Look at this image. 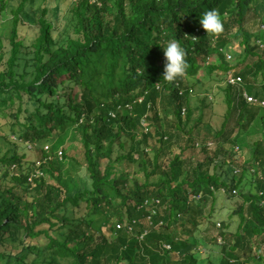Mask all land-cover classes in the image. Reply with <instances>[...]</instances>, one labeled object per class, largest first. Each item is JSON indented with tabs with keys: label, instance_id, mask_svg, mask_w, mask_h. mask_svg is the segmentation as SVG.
Returning <instances> with one entry per match:
<instances>
[{
	"label": "trees",
	"instance_id": "obj_1",
	"mask_svg": "<svg viewBox=\"0 0 264 264\" xmlns=\"http://www.w3.org/2000/svg\"><path fill=\"white\" fill-rule=\"evenodd\" d=\"M6 1L0 0V10ZM27 1L17 6L7 46L0 37V65H4L0 118L7 119L5 125L17 139L48 144L50 151L41 148V175L32 177V183L28 179L34 170L23 163V155L0 157L2 164L19 170H4L0 176V264H166L165 253L147 246L146 240L165 252L182 253L189 244L181 234L185 223L196 230L204 217L210 221L203 215L204 206L220 191L240 199L233 211L238 224L235 232H229V224L220 223L223 242L212 237L206 264H264V109L239 99L236 87H220L226 117L237 104L239 136L255 121L262 129L252 145L251 163L237 181L226 159L233 149L225 144H233L238 135L232 138L223 128L213 136L214 153L202 146L206 154L202 163L190 166L183 157L185 148L196 147L192 131L204 127L212 132L201 116L187 128L192 117V110L185 107L190 79L200 81L204 75L218 82L230 72L242 77L248 94L264 98V82L261 92L255 90L257 81L264 80V47L257 44L264 31L259 29L264 26V0H74L66 33L49 20L54 0H43L38 32L25 44L18 26ZM211 9L223 21L217 36H207L199 23ZM250 15L259 18L257 34L245 26ZM171 39H179L184 48L187 68L182 77L167 82L162 79L163 45ZM224 51L233 60H227ZM159 99L171 106L176 123L152 133L148 128L143 131L147 126L142 120L149 121L150 113L151 119L159 120ZM76 130L81 131L83 162L74 161L86 172L79 183L63 176L51 148ZM180 132L186 146L163 164L160 154ZM155 135L157 152L147 149ZM122 159L137 165L134 173L142 181L130 177L132 169L112 173ZM22 192H32L31 200ZM156 199L160 209L147 226L148 212L145 206L138 207ZM117 223L133 226L132 231L117 229ZM102 226L113 238L103 234ZM144 231L148 233L141 241L138 237ZM9 240L16 241L19 249L3 248ZM194 245L196 251L183 253L178 264L204 261L198 253L206 244L199 240Z\"/></svg>",
	"mask_w": 264,
	"mask_h": 264
},
{
	"label": "rangeland",
	"instance_id": "obj_2",
	"mask_svg": "<svg viewBox=\"0 0 264 264\" xmlns=\"http://www.w3.org/2000/svg\"><path fill=\"white\" fill-rule=\"evenodd\" d=\"M21 0H7L6 7L3 10H0V37L4 39L5 46H7L8 37L10 35L11 29L13 27L14 16H16V9ZM43 0H28L26 2L24 11L21 12V16L23 17L22 22L18 26V36L19 38H24L25 44H29L34 35L37 34V21L41 17L42 7L40 6ZM74 0H54L55 7L53 6L52 10L49 14V20L57 27L60 32L66 33L71 29V23L69 20L71 18V8ZM261 21H264L262 18ZM259 18H254L252 15L249 16L248 22L245 25L249 28L250 32L253 31L254 34H257ZM255 30V31H254ZM264 30V28H262ZM257 31V32H256ZM232 37H236L235 30L232 31ZM259 34V33H258ZM259 40L264 44V31L260 32L258 35ZM237 42H234L237 47ZM262 48V47H261ZM235 51V49H234ZM237 52V51H236ZM23 55V54H22ZM26 57H32V53L24 54ZM233 60V58H232ZM254 60V58H249V61ZM4 65H0L2 68ZM238 71V70H237ZM199 76H202V72H200ZM204 76V75H203ZM200 78V81H195L194 79H190L188 85L192 91L188 97V103L185 105L186 108H190L192 110V117L187 126L189 129L194 122L201 116L202 121L205 122L206 126L210 127L212 130L211 133H208V130L204 127H198L191 133V137L195 142V148H185L183 151V157L190 161V166H194L197 163H202L205 160L206 154L202 150V146L206 145L208 153H214L215 147L217 146V141L214 140L213 136L216 132L223 128V131H228L229 135L233 137H238L234 141L233 144H225V148L233 149V154L231 156L226 155L227 162H230V165L234 169H238L239 171L234 175V180L237 181L240 177V172L243 167H249L251 163V149L255 140L261 138L262 129L260 122L255 121L249 127L248 131L244 135L239 136V127L237 124V115H238V107L236 103L232 105V109L229 115L226 117V108L227 105L224 101V94L220 89L221 86L225 84V77L222 78L221 81H214L207 76ZM220 76V75H217ZM264 80H258L255 86V90L257 92H261L262 85ZM199 108V109H198ZM122 112L124 110L120 109ZM156 111H158L159 120L151 119L152 113H150L149 121L142 120L143 126H147L148 130L152 133L156 128H169V126H174L176 123V118L173 115L172 108L169 104L162 99L157 101ZM128 112V111H127ZM264 113V110L262 114ZM202 114V115H201ZM7 119L0 118V157L4 154H12L15 152L18 155H23V163L28 165L31 170H35L36 174L41 175L39 167L43 162L41 159L42 149L47 153L50 151L48 144H39L36 145L32 142H22L19 138L17 139L13 135L10 134L8 127L5 125ZM142 130L145 131V129ZM141 132V129H138ZM81 131L76 130L74 133H69L64 137L59 138L52 145L53 154L59 158L62 173L64 177H71L77 183H79L83 176L85 175V170L76 164L74 158L76 160L83 162V153L81 148ZM180 134V135H179ZM177 134L178 136L172 139V142L166 145L163 149V154H160V160L163 164H166L170 159L173 158L175 154H178L181 151V148L186 146L185 144V135L181 132ZM186 134V133H185ZM54 135V133H53ZM53 137V136H52ZM51 137V138H52ZM157 135L152 137L148 143V150H152L157 152L159 148ZM212 142L211 145H207V143ZM220 142V141H219ZM129 147V143L127 144V148ZM236 147H239L237 151H235ZM62 151V155H59L58 152ZM107 161H102V168H105ZM114 168H117L116 171L112 172L118 175L123 170L129 171L133 170L130 174V177L138 178L142 181L140 174H135L134 170H137V165H129L128 162L123 159L114 165ZM4 170H9L11 173H19L18 167L13 165H5L0 162V176L3 174ZM38 171V172H37ZM46 171V170H45ZM112 173L110 174L112 176ZM37 175V176H38ZM32 183V181H30ZM32 192H29L28 195L25 193H21L22 197H26L28 200H31ZM240 202L238 197L231 198L223 191L217 192L214 199H209L204 206V216L210 217V221L206 220L204 217L203 220L199 221V226L196 230H194L189 223H185L181 227L185 225L183 231H181L182 238L188 239L189 244H187V248L184 249L182 253L177 252H165L161 249L158 243L147 239L146 245L155 250L156 252L165 253V262L166 264H178L180 259L184 257L183 253L189 251H196L194 243L199 240L204 241L206 247L200 246L199 257L202 258L200 264H206V251H208V247L211 246L212 237H217L220 240V232L223 230V227H217L215 224L217 222H227L229 224V232H235L236 226L238 224V217L233 214L234 209L237 204ZM183 221V220H182ZM143 222V221H142ZM144 223V222H143ZM175 227V225H174ZM103 234L108 238H113V233L108 230L107 227L102 226L101 228ZM199 232H198V231ZM196 231V233L194 232ZM220 243L223 240L219 241ZM1 248V247H0ZM7 250H18L19 246L16 241L8 242L7 246L3 247Z\"/></svg>",
	"mask_w": 264,
	"mask_h": 264
},
{
	"label": "clouds",
	"instance_id": "obj_3",
	"mask_svg": "<svg viewBox=\"0 0 264 264\" xmlns=\"http://www.w3.org/2000/svg\"><path fill=\"white\" fill-rule=\"evenodd\" d=\"M199 23L206 30L207 36H217L223 31V21L215 9L204 12L199 18ZM163 53L165 63L162 79L173 82L186 72L185 50L179 39H171L163 45Z\"/></svg>",
	"mask_w": 264,
	"mask_h": 264
},
{
	"label": "built area",
	"instance_id": "obj_4",
	"mask_svg": "<svg viewBox=\"0 0 264 264\" xmlns=\"http://www.w3.org/2000/svg\"><path fill=\"white\" fill-rule=\"evenodd\" d=\"M262 28H264V26L262 25L261 26ZM257 44L260 45V47H264V44L260 41V40H257ZM224 54H225V57L227 60H232V55L229 53V52H225L224 51ZM225 84L226 85H229V86H234L237 88V92H238V97L239 99L242 98L245 100L246 103L248 104H255V105H258L260 106L261 108L264 109V98H257L255 97L254 95H250L248 94L247 90L245 89V87L243 86V80H242V77L239 76V75H236V74H233V73H228L227 76H226V79H225ZM178 87V86H177ZM190 92L192 91V89L189 90ZM180 93H182V89H180ZM186 110L185 108L182 109V114H185ZM115 113H112V116L114 117ZM146 127V126H144ZM145 130H147V128H145ZM212 142H209L207 143V145H211ZM239 147H236L235 151H237ZM59 155H62V151L58 152ZM239 170L238 169H234L233 170V173H237ZM38 172V171H37ZM38 174H36L35 170H34V173L32 174V176L29 177V182L32 180V177H36ZM143 206H145V210L146 212V215H145V223L147 224V226H151L152 225V217L154 215L157 214V212L159 211V207H160V201L159 199H156V200H153V201H145L143 203V205L139 206L138 209L142 208ZM133 223H135V221H133ZM217 227H220L221 224L220 222H217ZM127 227L128 231H132V228L133 226L129 225V224H122V223H117L116 224V228L117 229H120V228H125ZM147 231H144L142 234L139 235V240L143 241L147 235ZM218 240V239H217ZM220 240H221V237H220ZM218 240V241H220ZM163 248H165L166 250H169L170 249V246L167 245V244H163Z\"/></svg>",
	"mask_w": 264,
	"mask_h": 264
}]
</instances>
